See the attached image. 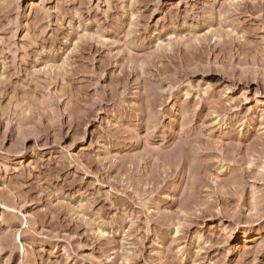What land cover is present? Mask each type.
Returning <instances> with one entry per match:
<instances>
[{
	"label": "rangeland",
	"instance_id": "obj_1",
	"mask_svg": "<svg viewBox=\"0 0 264 264\" xmlns=\"http://www.w3.org/2000/svg\"><path fill=\"white\" fill-rule=\"evenodd\" d=\"M0 264H264V0H0Z\"/></svg>",
	"mask_w": 264,
	"mask_h": 264
}]
</instances>
